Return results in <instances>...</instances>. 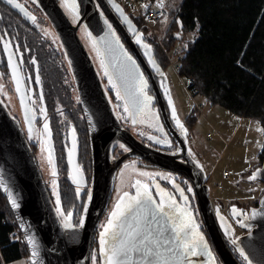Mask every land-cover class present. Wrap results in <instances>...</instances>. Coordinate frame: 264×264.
I'll return each mask as SVG.
<instances>
[{"label": "water", "instance_id": "water-1", "mask_svg": "<svg viewBox=\"0 0 264 264\" xmlns=\"http://www.w3.org/2000/svg\"><path fill=\"white\" fill-rule=\"evenodd\" d=\"M37 2L56 31L70 63L88 128L92 167L90 192L81 217L84 225L83 227L74 225L77 226L74 229H65L27 134L0 98V190L25 240L31 264H92L95 233L110 201L114 173L121 162L131 155L187 177L193 183L202 219L221 260L224 264H241L221 234L209 196L206 176L199 164L189 155L186 162L181 163L179 157L185 156L184 154L167 152L144 142L123 127L114 113L100 74L78 33L81 25L88 28L101 49L108 73L106 77L109 80L111 76V81L128 105L131 121L135 120L133 125L143 111V104H134L136 83L134 78L143 74L144 79L148 78L152 86L163 123L178 141L179 146L181 145L182 150H185L183 138L175 136L174 128L169 122L162 89L154 73L159 71V75L164 76V72L153 56L152 47L146 43L147 47L144 48L142 45L145 41L142 38L137 42L130 35L128 29L134 34L137 33V26L121 2L75 0L79 12L76 22L69 18L58 0ZM117 6L122 9L123 15L117 10ZM124 16L128 17L130 23L125 21ZM116 38L123 46L122 51L133 58L135 66L124 60L121 49L115 42ZM143 51L146 52L145 55ZM20 87L19 103L28 132L33 124V115L22 81ZM169 105L173 109L172 101ZM115 140L125 144L128 150L121 156L112 158V143ZM74 161L69 159L73 179L75 176L73 167L78 170L77 162ZM256 174L264 181V159L257 167ZM76 183L79 184L80 181ZM12 200H15L19 207L13 208ZM253 212L256 213L254 217ZM246 224L251 228L240 237V244L251 262L264 264V192L258 204L248 211ZM30 239L36 242L35 245L29 244ZM33 251L37 253L35 256L32 255ZM101 258L102 264H105L104 256L101 255Z\"/></svg>", "mask_w": 264, "mask_h": 264}, {"label": "rangeland", "instance_id": "rangeland-1", "mask_svg": "<svg viewBox=\"0 0 264 264\" xmlns=\"http://www.w3.org/2000/svg\"><path fill=\"white\" fill-rule=\"evenodd\" d=\"M58 1L69 18L73 22H76L78 17L76 13L72 11L71 7L73 1ZM119 1L124 6L128 5L129 8L127 11L131 15H138L140 19H142L143 10L150 4V0ZM180 1L181 0H157L153 2V4H160L165 7L168 14L164 16L160 22L153 24H146V22H144L145 25L148 26L145 37L157 41L161 45L162 50L166 53L169 64L163 70L164 76L159 75L160 87L164 94H169L176 110L177 118L184 126L183 129L186 133L188 132L189 124L191 125V130H189V132L192 134L190 138L192 146L194 147L193 154L196 162L206 176L211 201L216 210L218 207L221 213H223L224 216L226 215L225 217H227L229 221L232 234L234 236H239L242 226L245 225L247 214L239 217L232 214L230 216L228 209L233 207L232 209L238 208L237 212L240 210L246 211L253 203L259 201L264 192V181L256 174L257 167L262 164L264 159L262 157L263 128L257 118L248 115H238L219 104L210 103L199 93L191 94L189 92L187 88L188 80L178 72L179 64L177 63L178 59L184 55L183 53L186 51L189 42L195 38L197 29L195 28L190 31L182 29L180 19L176 15V10ZM131 4H134V6ZM43 28L45 39L47 38L53 42L56 37H58L49 23H46ZM78 33L102 81L106 87L108 86V91L112 89V91L119 92L116 85L112 81L110 83L106 77L107 75H105L107 69L103 61L102 51L88 28L81 25L78 29ZM171 35L176 37V39H174L175 43L172 46L168 44V41L173 39L170 37ZM36 38L37 40H43V37H39V35ZM101 61H103V63H101ZM113 84L115 87H113ZM146 93L151 97L148 88H146ZM69 99L71 100V105L73 101H77V97L75 96V100L72 98ZM199 103H202V107H198L197 104ZM6 104L13 105L10 99L6 100ZM76 106L77 104L74 107ZM139 118L140 122L138 126L134 128L136 132H139L140 128H143V133L153 132L160 127L152 97L146 107L143 105V111ZM70 121H72V119H70ZM208 133L211 135H207ZM45 138L46 136L44 135V143L39 142L35 157L43 179L49 187L57 211V208L60 207L56 203L58 194L57 178L56 175H52L53 166L49 163V151H51V149L48 141L47 143L45 142L47 139ZM51 156L54 162L52 152ZM73 172L75 174L74 180L76 182H81V175L78 173L79 171L76 170L75 166L73 167ZM225 172L227 174H225ZM141 173H148L149 175L145 176L141 175ZM171 175L170 172L158 167H150L140 163V160L137 159L136 156H133V160L124 161L114 173V183L110 201L102 215L95 233V238L100 236V233L103 231V226L106 225L119 196L125 191L131 194L135 193V189L132 185L136 180H140L142 184H149L151 188V186L156 184L160 185L163 179H169ZM252 176H255V179H250ZM54 181L55 185L53 184ZM219 185L221 186L219 187ZM221 205L224 207H221ZM245 213H247V211ZM67 214L68 213H64L65 216H67ZM58 216L62 222L64 217L59 213ZM70 223H72L71 220ZM0 264H31V262L28 256H22L10 260L7 263L2 262ZM92 264H100L97 244L95 242L92 252Z\"/></svg>", "mask_w": 264, "mask_h": 264}, {"label": "trees", "instance_id": "trees-1", "mask_svg": "<svg viewBox=\"0 0 264 264\" xmlns=\"http://www.w3.org/2000/svg\"><path fill=\"white\" fill-rule=\"evenodd\" d=\"M156 1L150 0V4ZM124 8L127 11L129 7L125 5ZM127 13L164 70L169 64L165 51L157 41L145 37L148 26L144 21L138 15ZM176 15L182 29H197L195 38L177 63L178 72L188 80V90L238 115L257 118L263 128L264 158V0H181ZM170 37L173 39L168 44L172 46L176 37ZM56 83L60 85V81H54ZM147 85L150 93V84ZM61 100L63 104L71 105L69 97ZM74 106L72 121L68 122L64 133L69 127L75 130L77 169L82 178L79 184L69 173V159L64 140L60 138L63 130H58L63 121L60 119V122L58 117L49 124V146L56 169L59 206L64 213H72L71 221L78 225L90 192L92 161L87 126L78 113L80 105ZM31 148L37 149L35 143ZM94 242L102 264L99 236ZM28 253L11 208L0 190V263L28 256Z\"/></svg>", "mask_w": 264, "mask_h": 264}, {"label": "flooded vegetation", "instance_id": "flooded-vegetation-1", "mask_svg": "<svg viewBox=\"0 0 264 264\" xmlns=\"http://www.w3.org/2000/svg\"><path fill=\"white\" fill-rule=\"evenodd\" d=\"M18 3L22 4L25 10L30 14V16L35 17V23H33L30 17H26L19 9L13 8L11 5H8L5 0H0V98L3 100L7 108L9 109L12 116H14L20 125L22 126L23 130L27 134L28 141L30 146L35 143L36 148L39 146V142L44 143V135L46 136V143L48 141V132L44 129V124L47 123L48 125L50 122L55 120L57 117L59 121H63V125H58V130L62 131L60 133V138L64 140V148L66 151V156L68 159L74 161V155L76 148L73 150V143L75 141V133L73 134V130H67V133H64V130L68 127V122L72 119V111L74 104L80 105V111H78L79 115L82 116L85 120L83 109L80 104L79 93L77 90L76 83L74 81L72 69L67 58L66 52L64 47L59 40V37L51 42L49 39L44 38V28L43 26L46 23H49L50 26L53 28L52 24L50 23L46 13L43 9L39 6L37 0H17ZM54 29V28H53ZM55 31V30H54ZM130 35L137 40V36L141 38V36L136 33H131V30L128 29ZM56 32V31H55ZM117 32V31H116ZM57 34V33H56ZM118 36L119 33L117 32ZM43 37V40H37V36ZM46 37V36H45ZM123 40V39H122ZM126 45V42L123 40ZM7 43L9 47L7 50L5 49L4 45ZM146 42L142 45L144 48ZM129 52L131 50L126 45ZM146 52L143 51L145 55ZM133 55V52H131ZM12 58V63L16 67L18 75L25 86V92L29 99L32 115H33V124L31 127V133L26 129L23 114L21 110V106L19 103V93L16 91V83L13 79L12 74V67L9 66V57ZM146 59V56H145ZM35 61V63H33ZM156 75V80L159 83V71H154ZM39 76L40 82L36 83L35 78ZM54 81H60V85L57 82L54 84ZM104 84V82H102ZM147 84H150L147 78ZM104 88L106 90L108 99L112 105L114 113L116 114L117 118L119 119L120 123L123 127L128 129L130 132L134 133L138 138L143 140L144 142L161 148L167 152L175 153V154H184L185 156H180L179 160L181 163L186 162V158L189 155L192 159L196 162L194 156V147L191 143L192 134L189 132L191 130V125L189 124L188 132L186 133L184 129H181L176 124V119L172 116V107L169 105V100L171 101L169 94H164L162 91L165 108L167 111V116L169 122L174 128L175 136H181L185 142L183 151L181 145L173 135L169 132L165 124L163 123L161 114L159 112L157 99L153 93L152 86L150 84V96L152 97L153 105L156 109L157 120L159 121L160 127L157 128L155 131L151 132H142V129H139V132H136L134 128H136L140 122V118L138 117V121L136 124L133 125V122L130 118V110L128 105L126 104L125 100L123 99L122 95L117 96L116 91L109 92L108 86L106 87L104 84ZM120 93V92H119ZM74 96L77 97V101L74 99ZM42 97V98H41ZM67 97L74 99L75 101L72 102V105L63 104L61 99H67ZM10 99L13 105H7L6 100ZM173 104V102H172ZM125 107L128 108L126 112L124 109ZM174 108V106H173ZM177 118V113H176ZM62 121H61V120ZM178 119V118H177ZM185 120L187 121L186 117ZM86 123V120H85ZM158 124V123H157ZM87 126V124H86ZM50 128V127H49ZM139 128V127H138ZM88 130V128H87ZM153 130V129H152ZM138 133V134H136ZM89 137V135H88ZM66 138V139H65ZM66 140V141H65ZM161 141L157 143V141ZM90 144V141H89ZM128 150V147L125 146L121 141L115 140L112 143V158H116L121 156L125 151ZM36 150L34 151V153ZM71 153V156H70ZM187 153V154H186ZM137 159L140 160V163L146 166L158 167L154 164L146 162L141 158ZM133 160V155L128 156L125 158L124 161ZM77 162V159L74 163ZM120 164V165H121ZM198 164V163H197ZM119 165V166H120ZM163 169L161 167H158ZM165 171L170 172L172 175L169 179H163L160 183V187L164 188L166 192L172 194V196L176 199L177 203L181 207H187L188 210L192 214V218L195 223L199 226L200 233L204 236L209 251L211 252V258L207 255L205 256H198L191 258L193 260V264H224L221 260L219 254L217 253L210 236L207 232L205 227L204 221L201 216V212L199 209V205L197 202L196 192L193 186V183L184 175L170 171L167 169H163ZM70 175H72L71 169H69ZM79 173V172H78ZM153 191V195H156L158 191L154 186H151ZM177 189H183L185 196L188 197L187 205H185L184 200L180 197V192ZM191 189V191H188ZM210 196V195H209ZM157 201H159V197H157ZM231 203V202H230ZM222 204V203H221ZM258 202L253 203V205L246 210L248 211L256 206ZM231 205V204H229ZM213 210L215 212L216 220L218 226L220 228L221 234L228 245L230 251L234 255V257L241 263V264H249L251 262L248 259H245L246 253L240 244V237L248 232L251 226H247L246 219H245V226H242V230L239 236H234L232 234L231 226L229 225V221L227 217L221 213L219 208L215 209L213 202H212ZM221 207H224L221 205ZM233 208V207H232ZM231 207L228 209V213L231 216L233 214V209ZM238 208H236L237 210ZM240 210V209H239ZM245 210H240L237 212V216H243L246 212ZM247 216V215H246ZM222 218V219H221ZM235 240L236 243L233 244L232 241ZM241 250H243L244 255H241ZM248 257V256H247ZM251 264H256L251 262Z\"/></svg>", "mask_w": 264, "mask_h": 264}, {"label": "snow or ice", "instance_id": "snow-or-ice-1", "mask_svg": "<svg viewBox=\"0 0 264 264\" xmlns=\"http://www.w3.org/2000/svg\"><path fill=\"white\" fill-rule=\"evenodd\" d=\"M5 2L13 8L19 9L20 12L26 17H30L35 23V17L30 16L24 6L18 3L17 0H5ZM71 7L78 17L79 12L75 0H73ZM117 10L123 15L122 9H119L118 6ZM124 19L128 21L127 16H124ZM128 22L130 23V21ZM109 27L111 26L109 25ZM0 39H3V37H0ZM139 41L140 37L137 36V42ZM115 42L117 47L121 49L124 60L135 66L133 58L127 52L122 51L123 46L119 44L118 38H116ZM4 47L7 50L9 45L5 43ZM9 66L12 67L16 91L19 93L21 91V79L12 63L11 56L9 57ZM105 75H108L107 71ZM111 79V76H109L110 83ZM134 79L136 81L134 104H143L146 107L151 100V97L146 93L147 81L144 79L143 74H139ZM35 80L36 83H39V76ZM113 87H115L114 84ZM117 96H120L119 92H117ZM169 103H171L170 100ZM124 110L127 112L128 108L125 107ZM172 116L176 119V124L183 129L184 126L176 118L175 108L172 109ZM133 123H135V120ZM44 129L50 136L51 132L47 123L44 124ZM29 132L31 133V127ZM74 132L75 130H73V134ZM160 142L159 140L157 141V143ZM74 149L75 141L73 143ZM49 163L53 166L52 175L55 176V165L51 151H49ZM141 175L147 176L149 174L141 173ZM250 179H255V176L250 177ZM53 184L55 185V181ZM132 187L135 189V193L131 194L125 191L119 196L106 225L103 226V231L100 233V253L105 258V264H193L191 258L205 255L211 258L208 244L186 206L181 207L172 194L166 192L159 184L155 185L158 190L155 196L149 184H142L140 180H136ZM177 190L180 192V197L184 200L185 205H187L188 197L185 196L184 190ZM188 191H191V189H188ZM157 197H159V201H157ZM56 203L57 205L60 204L58 194ZM12 207H19L15 200H12ZM57 212L64 217L62 223L65 229L77 227L70 223L72 213L69 212L65 216L60 207L57 208ZM233 214H237L235 208L233 209ZM255 215L256 213L253 212V217ZM83 225L84 220L81 219L78 227H83ZM35 243L34 240H29V244L35 245ZM232 243L235 244L236 241L233 240ZM36 254L35 251L32 252L33 256ZM241 255H244L243 250H241ZM245 259H248V257L245 256Z\"/></svg>", "mask_w": 264, "mask_h": 264}, {"label": "built area", "instance_id": "built-area-1", "mask_svg": "<svg viewBox=\"0 0 264 264\" xmlns=\"http://www.w3.org/2000/svg\"><path fill=\"white\" fill-rule=\"evenodd\" d=\"M134 6V4H131ZM168 11L165 7L160 4H149L145 7L142 12V19L146 24H153L156 22H160L164 16H167ZM191 94H194V91H190ZM198 107H202V103L197 104ZM207 135H211L208 133ZM225 174H227L225 172ZM221 185H219L220 187Z\"/></svg>", "mask_w": 264, "mask_h": 264}]
</instances>
